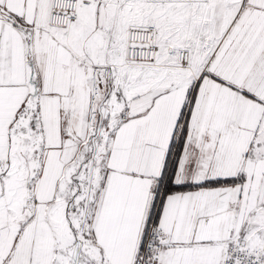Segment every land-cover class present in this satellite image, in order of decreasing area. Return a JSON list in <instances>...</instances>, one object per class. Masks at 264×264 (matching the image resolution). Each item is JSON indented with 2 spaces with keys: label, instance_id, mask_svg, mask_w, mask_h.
I'll return each mask as SVG.
<instances>
[{
  "label": "snow or ice",
  "instance_id": "snow-or-ice-1",
  "mask_svg": "<svg viewBox=\"0 0 264 264\" xmlns=\"http://www.w3.org/2000/svg\"><path fill=\"white\" fill-rule=\"evenodd\" d=\"M0 264H264V0H0Z\"/></svg>",
  "mask_w": 264,
  "mask_h": 264
}]
</instances>
